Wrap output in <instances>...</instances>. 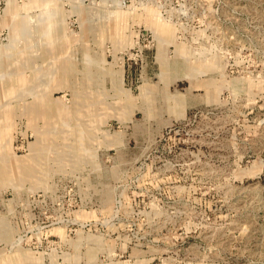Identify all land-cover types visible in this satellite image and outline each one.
<instances>
[{
	"label": "rangeland",
	"instance_id": "obj_1",
	"mask_svg": "<svg viewBox=\"0 0 264 264\" xmlns=\"http://www.w3.org/2000/svg\"><path fill=\"white\" fill-rule=\"evenodd\" d=\"M0 264H264V0H0Z\"/></svg>",
	"mask_w": 264,
	"mask_h": 264
}]
</instances>
